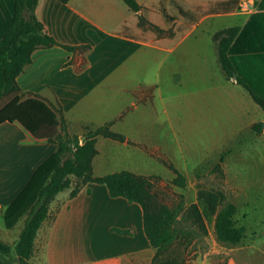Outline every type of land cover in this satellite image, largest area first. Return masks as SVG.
<instances>
[{
  "label": "crops",
  "instance_id": "crops-1",
  "mask_svg": "<svg viewBox=\"0 0 264 264\" xmlns=\"http://www.w3.org/2000/svg\"><path fill=\"white\" fill-rule=\"evenodd\" d=\"M136 1L142 7L137 13L122 0H37L34 14L43 31L58 44L32 52L30 63L16 78L26 94H18L8 106L13 108L10 115L0 118V215L57 148L54 143L34 138L32 128L36 123H25L15 108L37 101L49 107L56 118L52 107L60 108L70 135L81 136L85 126L95 128L110 121L113 124L123 118L125 107H118L117 113L109 116L108 98L118 90L136 94V90L123 85V66L145 61L146 48L154 49L158 55L164 53L165 57H186L189 47L183 46L185 39L209 17H242L240 24L234 25L239 27L231 53L234 77L227 79L218 61L217 42L212 40L217 61L226 80L241 86L251 97L236 82L238 74L264 95V0H249L251 8L247 12L239 10L242 0H236L232 11L207 13L196 21L181 16L179 8L205 11L226 0H210L207 4L200 0ZM12 14L13 0H0V39ZM139 15L146 20L143 25L139 24ZM149 23L162 34L153 31ZM63 45L87 48L70 51ZM172 74L176 77L178 73ZM99 137L102 136L96 139V149ZM98 154L97 149L93 160ZM69 191L59 192L49 203L48 217L34 239L30 264H150L155 250L144 234L138 203L111 197L104 184L93 182L85 184L74 197H69ZM111 228L125 229L130 234H119ZM186 264H206V257Z\"/></svg>",
  "mask_w": 264,
  "mask_h": 264
},
{
  "label": "rangeland",
  "instance_id": "rangeland-1",
  "mask_svg": "<svg viewBox=\"0 0 264 264\" xmlns=\"http://www.w3.org/2000/svg\"><path fill=\"white\" fill-rule=\"evenodd\" d=\"M194 12L198 20L204 11ZM241 19L221 15L200 22L185 39L183 46L189 49L184 58L165 57L146 48L145 61L122 68L124 87L130 86L136 94L118 90L108 98L109 116L125 107L123 118L110 129L129 142L99 137L93 173L127 170L159 177L155 190L161 199L170 204L181 197L185 207L196 202L206 225V234L198 232L187 247L172 246L160 259H182L186 264L206 257V264H264V110L241 86L226 80L211 39L216 31L238 25ZM172 72L178 73L176 77ZM257 122L262 123L260 132L251 126ZM161 158L184 175V188L171 184L175 173ZM199 190L223 195L217 211L227 202L235 205L233 219L244 228L238 243L217 239L215 215L198 199ZM22 217L4 228L0 215V239L11 246L10 257L24 224Z\"/></svg>",
  "mask_w": 264,
  "mask_h": 264
},
{
  "label": "trees",
  "instance_id": "trees-1",
  "mask_svg": "<svg viewBox=\"0 0 264 264\" xmlns=\"http://www.w3.org/2000/svg\"><path fill=\"white\" fill-rule=\"evenodd\" d=\"M133 12L141 10L136 0H122ZM236 0L216 2L203 13H219L232 11ZM37 0H13V14L9 26L0 39V118L10 115V102L18 95H25L17 84L16 78L23 68L30 63L32 52L40 47H50L58 44L51 36L43 31L42 23L36 18L34 10ZM181 16L190 21L196 20V12L184 11L179 8ZM165 14V13H164ZM166 19H170L165 15ZM139 24L145 19L139 15ZM148 23V22H147ZM149 26L159 30L149 23ZM239 32V27L219 29L212 35L217 42L218 61L227 79L236 74L233 52V42ZM67 50L86 49L87 46H67ZM236 82L242 85L251 95L253 101L264 110V95L253 88L238 74ZM54 112L45 104L30 101L14 109L20 112L27 124L36 123L32 134L36 139L46 140L57 145L54 153L44 160L33 172L30 180L3 213L6 228H11L21 216H25L23 227L12 248L0 240V264H30L33 255L34 239L42 222L48 217V206L61 191L69 189V197H74L87 183L104 184L111 197H123L128 202L138 203L142 209L144 234L155 250L150 264H185L182 259H160V255L174 245L187 247L198 235L206 234L207 229L202 213L196 202L184 206L180 197L174 203H167L161 199L155 190L161 180L156 176L138 175L127 170L94 176L92 160L97 154L96 139L98 136L119 142L128 141L123 134L110 129L112 122L98 127L85 126L81 136L70 135L65 129L62 111L52 107ZM262 123L252 125V129L260 132ZM165 165L172 169L175 177L171 184L185 187V177L179 173L167 160L161 158ZM198 199L203 200L211 214L215 215L214 229L219 241L230 244L238 243L244 233L242 226H237L233 216L236 207L227 202L217 211V205L223 195L213 191H198ZM184 224V225H182ZM119 234L130 232L125 229L111 228Z\"/></svg>",
  "mask_w": 264,
  "mask_h": 264
},
{
  "label": "built area",
  "instance_id": "built-area-1",
  "mask_svg": "<svg viewBox=\"0 0 264 264\" xmlns=\"http://www.w3.org/2000/svg\"><path fill=\"white\" fill-rule=\"evenodd\" d=\"M238 7L240 11L247 12L251 8V2L249 0H242Z\"/></svg>",
  "mask_w": 264,
  "mask_h": 264
}]
</instances>
